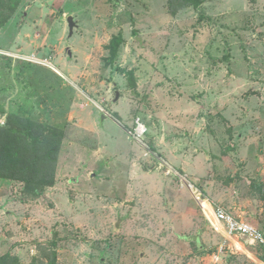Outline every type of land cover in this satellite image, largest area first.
Here are the masks:
<instances>
[{
  "label": "rangeland",
  "instance_id": "374dc122",
  "mask_svg": "<svg viewBox=\"0 0 264 264\" xmlns=\"http://www.w3.org/2000/svg\"><path fill=\"white\" fill-rule=\"evenodd\" d=\"M27 119L62 135L37 153L54 184L0 176V257L264 264L214 215L264 235V0H22L0 29V147Z\"/></svg>",
  "mask_w": 264,
  "mask_h": 264
},
{
  "label": "trees",
  "instance_id": "16d2710c",
  "mask_svg": "<svg viewBox=\"0 0 264 264\" xmlns=\"http://www.w3.org/2000/svg\"><path fill=\"white\" fill-rule=\"evenodd\" d=\"M21 1L11 0L4 13H0V29L15 13ZM204 2L205 0H169L170 5L179 3L181 7H191L194 10H198ZM132 35L135 36L136 33L133 32ZM122 44L123 38L120 35L110 41L108 63L115 61ZM129 82L132 87H135L132 75L129 76ZM115 117L117 116L115 115ZM7 132L5 140L0 147V176L17 178L23 182L25 185L23 193L26 197L40 196L44 188L53 186L54 180L53 178L46 180L43 172L39 169V164L43 162L46 165L51 156L39 157L37 154L38 148L46 144L49 139L56 140L57 138H62V135H58L56 130L48 125H45L40 133L35 134L29 119L25 120V125L20 128L13 127ZM261 250L264 252L263 248ZM262 258L264 259V254ZM37 263L38 260L35 259L31 264ZM0 264L20 263L17 257L6 254L0 257ZM48 264L55 263L51 260Z\"/></svg>",
  "mask_w": 264,
  "mask_h": 264
},
{
  "label": "built area",
  "instance_id": "2783aa9c",
  "mask_svg": "<svg viewBox=\"0 0 264 264\" xmlns=\"http://www.w3.org/2000/svg\"><path fill=\"white\" fill-rule=\"evenodd\" d=\"M136 125L137 128L135 131V136H133V138L143 136L144 134L142 126L139 124V122H137ZM214 215L219 224L225 227L229 236H236L247 241H252L259 247L264 249V235L259 232L254 226L241 219L236 218L221 207L216 208V210L214 211Z\"/></svg>",
  "mask_w": 264,
  "mask_h": 264
},
{
  "label": "water",
  "instance_id": "95a60500",
  "mask_svg": "<svg viewBox=\"0 0 264 264\" xmlns=\"http://www.w3.org/2000/svg\"><path fill=\"white\" fill-rule=\"evenodd\" d=\"M67 25H68V37L71 38L73 36V33H74V30L77 28V24L75 23L73 17H68L67 18ZM70 55V53H69ZM101 122L100 123H103V121L105 120V116H101Z\"/></svg>",
  "mask_w": 264,
  "mask_h": 264
}]
</instances>
